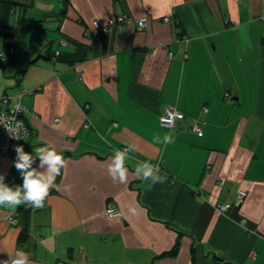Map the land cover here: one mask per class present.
<instances>
[{
  "label": "crops",
  "instance_id": "1",
  "mask_svg": "<svg viewBox=\"0 0 264 264\" xmlns=\"http://www.w3.org/2000/svg\"><path fill=\"white\" fill-rule=\"evenodd\" d=\"M68 5L47 44L53 41V51L77 57V64L33 62L39 43L30 45L26 61L14 48L0 63V105L21 103L31 128L25 152L34 156L35 148L51 145L67 160L45 206L31 207L26 242L18 241V207H0V264L17 251L30 264H264V0ZM118 16L126 23L107 33L93 30V21ZM145 16L141 30L136 20ZM63 38L75 45L54 49ZM2 43L0 37V49ZM169 107L185 115L174 130L159 124ZM165 134L172 143L155 142ZM128 145L137 149L128 153V180L113 181V150ZM14 156L0 159L10 186L23 183ZM143 161L161 167L154 176H167L150 191L152 179L135 172ZM33 167L47 169L39 158ZM240 190L247 197L237 210ZM109 204L118 217L106 214ZM220 204L231 208L220 214ZM13 216L17 225L9 222ZM178 240L177 254L162 256Z\"/></svg>",
  "mask_w": 264,
  "mask_h": 264
},
{
  "label": "clouds",
  "instance_id": "2",
  "mask_svg": "<svg viewBox=\"0 0 264 264\" xmlns=\"http://www.w3.org/2000/svg\"><path fill=\"white\" fill-rule=\"evenodd\" d=\"M2 125L8 132L17 140L23 138L16 130L8 123ZM103 139V138H102ZM155 142L169 144L173 142V138L169 134L164 135L163 141L157 136ZM137 149L133 145H128L123 150L114 149L112 162L108 165V173L113 181L118 177L120 183H126L128 180L129 169L126 166V161L129 160L128 153L135 152ZM17 158L14 167L20 172L23 183L22 185L10 186L5 184L4 174H0V207L15 210L21 205H27L36 209H42L45 206V200L49 197L50 189L57 187L55 178L61 174V170L67 167V160L53 146L47 145L40 148H35V155L25 152L23 145L15 147ZM39 158L40 168L47 165L44 172L33 167L35 159ZM159 169V165H153L143 161L137 163L135 172L137 177L144 181L152 179L153 183L146 186V190L150 191L156 181L166 180L167 176H154V171ZM133 213L137 212L135 207L131 208ZM10 260H5L2 264H30L29 257L23 251H17L15 254H9Z\"/></svg>",
  "mask_w": 264,
  "mask_h": 264
},
{
  "label": "built area",
  "instance_id": "3",
  "mask_svg": "<svg viewBox=\"0 0 264 264\" xmlns=\"http://www.w3.org/2000/svg\"><path fill=\"white\" fill-rule=\"evenodd\" d=\"M167 20V19H165ZM126 23V17H116V18H110L106 23L102 24L98 21L92 22V28L98 33H107L109 30L117 26L119 24H125ZM136 25L139 29L144 30L148 26V18L142 17L136 21ZM62 45H66L64 41L61 42ZM7 57L3 52H0V62L6 63ZM7 102V101H5ZM4 103V102H3ZM6 105V104H5ZM207 109L204 108V112H206ZM24 113L25 108L21 105V103L15 105V106H1L0 105V134L3 137V142H0V159L4 156H8L10 151L15 152V147L18 145H22L23 142H25L27 139L30 138L31 132L29 128L27 127V123L24 120ZM185 119V115L177 111L174 107H169L166 109L165 113L160 117V125L169 129L174 130L178 127L179 123L182 122ZM3 123L10 124L16 132L22 136L23 138L17 140L15 139L5 128ZM116 125V124H115ZM89 124L85 125V128H88ZM193 131L198 134V136H202L203 132L198 123H195L193 126ZM16 153V152H15ZM14 159H16V156H14ZM161 171V167L159 166V169L155 172ZM247 197L246 190H240L236 195V200L234 204L232 205V208H236L237 210L240 209L242 206V203ZM231 208V205L228 204H220L216 207L217 211L220 214H226L229 209ZM107 215L109 217H117L119 216V211L113 204H109L106 208ZM9 222L11 224L17 225L18 220L16 217H10ZM239 224L242 226L246 225V220H240ZM61 264V263H59Z\"/></svg>",
  "mask_w": 264,
  "mask_h": 264
},
{
  "label": "trees",
  "instance_id": "4",
  "mask_svg": "<svg viewBox=\"0 0 264 264\" xmlns=\"http://www.w3.org/2000/svg\"><path fill=\"white\" fill-rule=\"evenodd\" d=\"M63 5H62V10L59 13L55 12H45L44 18L45 17H63L66 15L68 4L70 0H62ZM35 0H0V37L3 40V46L0 49V52H3L8 61V52L13 51L15 48L18 40L17 37H19L18 31L19 25L17 26H12L11 25V19L15 18L18 21V24L23 23L27 19V13L28 10L33 7ZM19 39V38H18ZM64 39V38H63ZM64 42L66 45H61L64 47H68V45H75L74 42L70 41L69 39H64ZM52 43L53 41L49 42V44H46L42 46V51L39 55V57L45 58V59H56L59 61H64L65 63L69 65H75L77 64L80 60L77 57H66L64 52L61 50H52ZM77 50H79V45L76 47ZM81 50V48H80ZM83 60V59H82ZM86 60V58L84 59ZM6 61V63H7ZM1 63V62H0ZM6 63H1V64H6ZM162 116V115H161ZM160 116V117H161ZM159 124H160V118H159ZM27 127L29 128L31 132L30 126L27 124ZM203 132V131H202ZM197 134V133H196ZM198 135V134H197ZM31 137V136H30ZM156 165V164H154ZM58 177V176H57ZM55 192V188L50 189V193L52 194ZM31 212V207L27 205H21L18 207L17 213L20 215L21 220L23 221L21 232L19 235V243L22 244L28 240V225H27V220L29 219V215ZM180 242L179 240L176 242L175 246L168 252L163 253L162 256H174L177 254L179 250ZM215 260L219 262H223V259L220 257H215ZM63 264V263H61Z\"/></svg>",
  "mask_w": 264,
  "mask_h": 264
},
{
  "label": "rangeland",
  "instance_id": "5",
  "mask_svg": "<svg viewBox=\"0 0 264 264\" xmlns=\"http://www.w3.org/2000/svg\"><path fill=\"white\" fill-rule=\"evenodd\" d=\"M25 1V0H22ZM59 1V2H57ZM35 0L33 7L28 10L27 19L23 24H19V42L16 44V50H18L19 60L22 63L26 61L25 57L29 55L30 45L39 43L44 46L47 41L52 38L51 32L57 29V21L54 17H45V8L47 4L54 5L49 12L59 13L62 10V0ZM54 9V10H52ZM48 13V10H47ZM39 21V22H38ZM13 25L17 26L18 21L15 18L11 19ZM38 30L40 32H38ZM59 42L54 43V49L63 48ZM42 51V48H41ZM40 51V53H41ZM235 73H240L241 70L231 69ZM250 76V74H249ZM248 76V77H249ZM106 212V211H105ZM107 214V212H106ZM116 217V216H115ZM118 217V216H117Z\"/></svg>",
  "mask_w": 264,
  "mask_h": 264
},
{
  "label": "water",
  "instance_id": "6",
  "mask_svg": "<svg viewBox=\"0 0 264 264\" xmlns=\"http://www.w3.org/2000/svg\"><path fill=\"white\" fill-rule=\"evenodd\" d=\"M39 58H40V57H36V58L33 60V62H36Z\"/></svg>",
  "mask_w": 264,
  "mask_h": 264
},
{
  "label": "bare ground",
  "instance_id": "7",
  "mask_svg": "<svg viewBox=\"0 0 264 264\" xmlns=\"http://www.w3.org/2000/svg\"><path fill=\"white\" fill-rule=\"evenodd\" d=\"M165 19H167V20H168V18H165ZM167 20H166V21H167ZM136 21H137V20H136ZM244 202H245V200H244ZM244 202H243V203H244ZM243 203H242V204H243Z\"/></svg>",
  "mask_w": 264,
  "mask_h": 264
}]
</instances>
